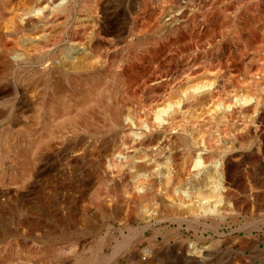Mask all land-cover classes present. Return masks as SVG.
<instances>
[{"label": "bare ground", "instance_id": "1", "mask_svg": "<svg viewBox=\"0 0 264 264\" xmlns=\"http://www.w3.org/2000/svg\"><path fill=\"white\" fill-rule=\"evenodd\" d=\"M120 1L0 0V264H211L264 224V0Z\"/></svg>", "mask_w": 264, "mask_h": 264}, {"label": "rangeland", "instance_id": "2", "mask_svg": "<svg viewBox=\"0 0 264 264\" xmlns=\"http://www.w3.org/2000/svg\"><path fill=\"white\" fill-rule=\"evenodd\" d=\"M114 3H116V2H113V4ZM112 5V4H111ZM115 5V4H114ZM118 5V6H117ZM137 6L138 7V9H140L139 11H141L142 9H143V7H144V3H143V0H123V1H120L119 3H116V7L115 8H117L116 9V16L117 15H119V17H126L127 18V16H128V11H129V9L132 7V6ZM128 18H129V16H128ZM88 137H89V135H87ZM90 138V137H89ZM247 170V165H243L241 168H240V171H241V173H245V171ZM95 185L96 184H94V187H95ZM251 207V206H250ZM251 210L250 211H252V212H250L251 214H253V212H255V214H253V215H255V216H258L256 213L257 212H260L261 213V209H263L262 210V212L264 211V201H263V203H260V207H259V211H256V208L254 209H252V207L250 208ZM264 213V212H263ZM96 218H98V219H96L97 220V223L98 224H100V222H98V220L100 221V216L97 214L96 215ZM228 225V224H227ZM230 226V227H229ZM58 229H60V228H62L61 226H58L57 227ZM63 229H65V226L63 227ZM233 229H236V226L235 225H228V226H223V227H221V229L219 230L220 231V233L219 234H221V236L219 235V234H212L213 235V237L212 238H214V239H216V238H218L217 240H219V244H218V247H220V249H219V251H218V248L216 249V250H210L212 253V257L213 256H215L214 258L216 259L215 261H212L211 262V264H228V263H230V264H239L241 261H242V259H244V258H246L248 255H250V253H251V248H253V251L256 249V245H254V244H256L257 243V245H258V242H259V238L261 237L262 239H261V243H260V247H262L263 246V242H262V240H264V224L263 225H260L258 228H255V230L253 231V233L252 234H254V236H253V238H250L248 235H244V233L243 232H238L237 231V229L236 230H234V231H232ZM260 230V231H259ZM256 231V232H255ZM227 232V233H226ZM260 232V233H259ZM261 232H263V233H261ZM223 233V234H222ZM228 233H229V235H228ZM232 233V234H231ZM259 233V234H258ZM194 234H196V233H192L191 235L192 236H190V238L192 239V241H194L195 240V237H197V235H194ZM242 234L244 235L243 237H242V239L241 238H239V237H241L242 236ZM225 235V236H224ZM226 235H228V236H233L232 238H233V242H231L230 244V246L231 247H229L230 248V250H226V248H224L225 246L224 245H222L221 243L223 242H225L226 240H228V236H226ZM256 235L258 236L257 238H256ZM205 236L207 237L208 236V234H205ZM222 236H224V238H226V239H222ZM247 236H248V238H247ZM260 236V237H259ZM211 237V236H210ZM208 238L207 239V241L208 240H210L211 241V238ZM228 237V238H227ZM237 238V240H236V242H235V239ZM255 237V238H254ZM243 238H245V240L243 239ZM246 239H247V242L245 243L244 241H246ZM238 240H240V241H242V242H244L243 244H245L244 246H250V249H248V247H246V250L245 249H243L242 251H240L238 248H239V246H238V244L236 245V243H238ZM257 240V241H256ZM251 242V243H249V242ZM254 241V242H253ZM256 241V242H255ZM99 243V242H98ZM177 243L178 242H176V243H174V241L171 243V245H170V247H165V249L166 248H168L167 250H165V252L164 253H167V254H169V255H166V256H164L163 258H162V263L163 264H192V261L188 258V259H185L186 258V256H184V254L185 253H183L185 250H187L186 248H184V246L181 248V245L179 246V248L178 249H180V250H178V249H175V248H177L178 247V245H177ZM232 243H233V245H232ZM235 243V244H234ZM176 244V246L174 247V245ZM222 246H221V245ZM173 245V247L171 248V246ZM145 245L144 244H142L140 247L142 248V247H144ZM254 246V247H253ZM228 248V249H229ZM169 249H170V251H169ZM171 249H174V250H176V251H174V250H171ZM184 249V251H182ZM227 251L226 253L225 252H223V251H225V250ZM232 249H234V250H237V251H235V253H234V251H231ZM177 250H178V252H177ZM222 250V251H221ZM216 251V254L214 253ZM239 251V252H238ZM252 251V252H253ZM175 252V253H174ZM220 252H222L221 254H219ZM243 252V253H242ZM163 253V254H164ZM219 255H218V254ZM242 253V254H241ZM199 253H195V255L194 256H196V258H199L200 257V255H201V253L198 255ZM215 254V255H214ZM237 254V255H236ZM219 257H218V256ZM238 255H240L239 256V258H241L240 260H239V258H237V256ZM247 255V256H246ZM180 257V258H179ZM182 257V258H181ZM258 257H260V256H258ZM262 258V257H261ZM190 262H189V261ZM231 261V262H229V261ZM233 260V261H232ZM187 261V262H186ZM240 261V262H239ZM194 262V261H193Z\"/></svg>", "mask_w": 264, "mask_h": 264}]
</instances>
